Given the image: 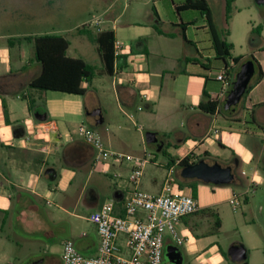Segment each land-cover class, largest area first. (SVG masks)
Listing matches in <instances>:
<instances>
[{
	"label": "crops",
	"instance_id": "obj_1",
	"mask_svg": "<svg viewBox=\"0 0 264 264\" xmlns=\"http://www.w3.org/2000/svg\"><path fill=\"white\" fill-rule=\"evenodd\" d=\"M185 1L146 0L144 23L139 21L140 15L136 10L126 19V7L121 14L116 15L112 27L102 29L113 30L115 40L123 42L124 47L113 76H107L104 74L103 63L94 42V51L101 61V67L90 83L83 84L87 93L82 96L87 97L93 93V109L91 113H87L91 121L89 118L85 121L80 111L73 109L71 101L61 103L57 107L60 110L58 113L43 102L49 94L67 95L72 98L81 96L28 89V84L40 72V67L33 58L27 56V46L32 44L22 42L18 46L9 47L7 43L6 48L1 49L0 186L4 183L9 186V202L4 201L0 205V212L3 213L2 224L9 218V226L25 224L32 232L38 229L47 240L54 239L57 234L64 235L62 246L65 241L71 240L81 254L88 257L98 255L97 227L89 221V216L109 201L115 202V214L124 216V202L134 189L129 181L134 164L126 160L95 162L93 148L76 135L80 123H85L95 130L102 129L106 147L126 156L144 157L150 154L148 150L152 153H162L168 147L171 157L176 159L175 165H171L170 159L158 165L154 156L151 162L154 167L167 168L166 179L169 175L174 176L179 160L190 154L196 157L208 154L209 159L206 161L210 162L228 153L230 163L235 160L238 168L242 164L245 166L242 172H246V169L251 171L250 176H243L241 172L237 184H241L242 177L250 181L255 170L260 175L258 166L260 162L264 166V145L261 150L258 147H250L244 158L239 157L236 146L239 139L246 141L248 145V139L264 137V77L243 98L242 111H236L232 118L224 117L220 108L224 107L232 89L231 85L239 71L238 65L233 60L225 63L218 59L206 17L192 9L180 12L177 10ZM207 1L219 36L226 37L233 45L232 56L253 55L264 72V4H257L261 8L259 18L248 21V51L234 53L237 50V39L230 25L243 13L236 6L241 0H235L233 3L234 13L230 23L226 22L227 0L221 1L223 9L219 12V18V14L217 16L215 13L214 1ZM253 1L248 0L249 4ZM123 17L126 20L122 24ZM117 23L122 25L116 26ZM257 27L262 28L261 32L254 34L253 31ZM121 28L129 32H121ZM70 54L71 45L68 55L73 57ZM225 68L229 74L228 87H224L217 79ZM109 80L117 105L109 104L104 107L102 98L108 91ZM94 81L97 84L91 92ZM204 94L209 100L219 103L214 114L200 110ZM30 100L35 104L33 110L29 108ZM5 103L9 122L6 120ZM139 107L143 109L139 110ZM36 108L46 109V122L55 124L58 135L45 134L38 130V125L44 121L36 117ZM98 112L103 117V124L97 126L94 114ZM130 114L134 115V120L130 119ZM132 128L142 130L144 147L141 148L140 145L136 148L137 143L131 134ZM69 135H72V138ZM155 135L164 137L161 152L152 150L148 141ZM42 145L48 146L47 153L40 150ZM177 151L183 152L181 157L174 155ZM7 162L9 177L3 173V169L6 171L8 168ZM49 169L55 170V180H50L47 176ZM109 177L114 180L108 181ZM166 179L162 181L155 171L148 176L144 173L140 186L160 194ZM232 193L234 195L236 192ZM197 201L199 211L207 208L202 205L200 198ZM52 204L55 209H48ZM80 208L85 212L83 215L78 213ZM190 216L177 223L179 234L185 240V244L179 248L183 252V264L189 257H194L196 264H212L216 256L223 258L221 263L228 264L222 255V248L216 245V241L202 243L213 235L207 233L198 236V228L202 224L199 221L191 222ZM68 219L84 220L95 227L93 226V231L79 229L76 223ZM43 223H47L49 228L43 229ZM172 242L173 238L167 236L165 246ZM118 244L123 254L128 255L125 236H120ZM62 254L57 257L47 256L40 262L62 264Z\"/></svg>",
	"mask_w": 264,
	"mask_h": 264
},
{
	"label": "rangeland",
	"instance_id": "obj_2",
	"mask_svg": "<svg viewBox=\"0 0 264 264\" xmlns=\"http://www.w3.org/2000/svg\"><path fill=\"white\" fill-rule=\"evenodd\" d=\"M213 1L215 13L218 16L220 10L223 9L222 0ZM146 3V0H0V51L3 47L6 48V44L10 39L21 40L30 36L63 35L71 42L70 55L84 58L87 62L93 64L96 70H99L101 61L94 51L96 31L112 27L116 15L121 14L126 7V19L132 16L136 10L139 13L138 15H140L139 21L144 23L147 10ZM236 6L243 13L237 17L234 23L232 22L230 29L234 32L237 39V50L234 53H241L249 49L248 21L257 20L261 8L257 5L256 0L250 4L248 0H241ZM111 15L114 16L111 17ZM126 19L122 18V24ZM122 24L117 23L116 26L120 27ZM121 32L127 33L129 31L121 28ZM26 52L28 53V58H33V45H28ZM96 84V81H94L90 89L91 92ZM107 87L108 91L102 98L104 107H108L109 104L117 105L116 97L112 93L111 80H109ZM92 94L90 93L87 97L76 98L68 97L67 95L49 94L44 98L43 102L51 110L53 109L54 111L56 109L55 112L58 113L60 110L57 107L61 103L71 101L73 109L79 110L81 117L86 121L89 118L87 113H91L94 105V96ZM242 106L243 100L238 107L237 113L242 111ZM35 110L37 117L40 119L46 117L47 111L45 108H36ZM88 120L91 121V118ZM97 131L103 139V130L98 129ZM131 134L137 143L136 148H139L140 145L141 148L144 147L142 130L137 131V129L132 128ZM103 141L105 140L103 139ZM245 142L239 139L236 146L240 158L245 157V153L250 147H258L261 150L264 145V137L255 140L248 139V145ZM168 149L166 147L162 153H152L148 150V153L156 158L155 162L158 165H162L171 157ZM182 153L177 151L174 155L178 158L182 156ZM227 155L228 153H224L216 160L221 165L227 166L231 162V158H227ZM196 158V156L193 157V159ZM258 168L262 178L261 182L251 185L247 178L242 177L246 183V188H241L237 185V180L241 177L242 170L245 169L243 164L237 168L236 182L231 185L216 186L194 180L198 198H200L202 205L207 208H213L222 220V227L219 232L212 234L213 236L210 239H204L202 243L208 244L210 241H216V245L226 252L233 244H244L250 253L248 259L250 264H264V166L262 162L259 163ZM153 171L156 172L162 181L168 176L167 168L154 167L152 163L146 167L145 176L152 174ZM3 173L9 177V163L7 170L3 169ZM246 174L250 176L251 171L246 169ZM181 177V170L179 169L175 172L173 178ZM111 179L113 178H107L108 181H111ZM140 190L155 194V192L149 191L145 187L140 186ZM234 191L243 195L242 198H248V204L244 200V204L237 211H234L229 203ZM8 195L9 186L4 183L0 186V205L4 201L9 202ZM47 208L55 209V205L52 204ZM78 213L83 215L85 212L80 208ZM189 219L191 222L195 221L197 223L199 221L202 224L198 228V236L214 233V220L212 218L203 214H195L191 215ZM68 220L76 223L79 229L93 231L94 225L89 222L80 219ZM2 222L3 213L0 212V264H36L47 256L57 257L63 253L62 241L65 237L64 235L57 234L54 239L47 240L38 229L32 232L27 225L22 223L19 226H14L13 224L9 226V218L5 223L2 224ZM43 224V229L49 228L47 223ZM176 230L184 245L185 240L179 234L177 225ZM173 248H180L175 240L165 246L164 256ZM185 264H196L194 257L187 258Z\"/></svg>",
	"mask_w": 264,
	"mask_h": 264
},
{
	"label": "built area",
	"instance_id": "obj_3",
	"mask_svg": "<svg viewBox=\"0 0 264 264\" xmlns=\"http://www.w3.org/2000/svg\"><path fill=\"white\" fill-rule=\"evenodd\" d=\"M123 47V42H115L114 55L117 60L122 55ZM217 79L223 83L224 87L229 86V77L224 70ZM138 109L142 110L143 107ZM129 117L131 120L135 118L133 114H130ZM38 130L45 134L58 135L53 122L40 123ZM76 135L93 148L97 163L109 160L132 162L134 166L129 181L134 189L124 202V216L115 214L114 201L106 202L100 210L89 216V221L97 227L98 255L85 256L77 250L73 241L67 240L63 245L62 264H164L166 237L170 236L179 246L183 245L176 225L184 217L193 215L200 210L197 199L180 191L175 185L172 175L166 179L160 194L155 195L141 191L140 183L144 171L153 160L151 154L134 157L113 152L106 147L98 131L85 123L78 125ZM69 137L72 138V135ZM40 150L47 153L48 146L42 145ZM256 174L258 172L255 170L252 176ZM242 175L247 176L244 171ZM252 176L250 184H258L252 180ZM242 196L235 193L229 200L234 211L240 209L244 204L245 198ZM122 235L126 237L128 255L123 254L118 244V239Z\"/></svg>",
	"mask_w": 264,
	"mask_h": 264
},
{
	"label": "trees",
	"instance_id": "obj_4",
	"mask_svg": "<svg viewBox=\"0 0 264 264\" xmlns=\"http://www.w3.org/2000/svg\"><path fill=\"white\" fill-rule=\"evenodd\" d=\"M235 0H227L226 6V22L230 23L232 15L234 13L233 3ZM196 10L199 11L204 17H206L209 28L212 35V41L214 49L217 53L218 59L227 63L229 60H233L235 64L238 65V70L243 64L248 61H252L255 64L256 74L253 78L249 90L246 93L245 97L249 94L252 87L260 83L264 77V72L258 60L250 55L248 57L238 56L233 57L231 54L233 45L229 43L225 38L219 36L218 30L213 23L212 10L207 0H186L184 4L177 7V10L180 12L182 10ZM261 27H257L253 33H260ZM159 33H162L159 31ZM185 38V36H184ZM22 42H27L32 44L34 47V57L33 61L40 67V72L36 78H34L29 84L28 89H35L43 92L53 91L66 93L71 95L85 96L87 89L83 87L85 82L90 83L93 78H95L97 70L94 65L88 63L86 60L78 57H71L68 55L70 48V41L63 35H39V36H30L21 40L10 39L8 41L9 47H15L21 44ZM94 42L97 45L98 54L102 60L104 67V74L107 76H113L114 68L117 63V59L114 55V45H115V34L113 30H102L98 31L95 35ZM188 43V41H187ZM224 71L228 74V69L225 68ZM234 83V82H233ZM233 83L231 88L233 87ZM244 97V98H245ZM219 106L217 101L209 100L206 97V94L203 95V100L200 105V110L207 114H214ZM29 108L33 110L35 104L32 100L29 101ZM6 120L9 122L8 117V108L6 103L4 104ZM221 114L226 118H232L234 115H227L223 107L220 108ZM253 117V114L251 113ZM264 130V127H262ZM194 155L190 154L187 157L179 160L177 169L181 170L182 168L198 163L201 160H208V154L203 155L202 157H197L193 159ZM171 165H175L176 159L170 157ZM237 174V173H236ZM194 180H188L184 178H176L174 183L177 188L191 195L193 198L198 199V191L194 185ZM241 188H246V183L241 178V184H237ZM246 204H248V198H245ZM203 214L214 220V230L213 235L218 233L222 227V220L219 217L218 213L213 208H205L201 211H198L195 214ZM222 255L228 264H233L228 258L227 252L222 250ZM235 264H249V261H244L241 263Z\"/></svg>",
	"mask_w": 264,
	"mask_h": 264
},
{
	"label": "water",
	"instance_id": "obj_5",
	"mask_svg": "<svg viewBox=\"0 0 264 264\" xmlns=\"http://www.w3.org/2000/svg\"><path fill=\"white\" fill-rule=\"evenodd\" d=\"M257 4H264V0H256ZM256 68L252 61H248L241 66L239 69L236 79L233 83V87L225 101L223 110L227 115H233L236 113L241 101L245 97L249 90V86L255 77ZM96 125L103 124V117L100 112L95 113ZM37 117V115H36ZM40 119V118H39ZM41 121H48L46 116ZM152 150L156 152H161L164 146V137L155 135L148 140ZM238 163H236V168H238ZM237 171L234 170L232 166L224 167L216 160L207 162L201 160L196 164L186 166L181 169V176L188 180H198L205 184H213L216 186H226L231 185L236 182ZM50 180H55L56 172L54 169H49L46 172ZM227 255L230 261L235 263H241L249 259V251L244 244H233L227 250ZM165 257V264H183L184 257L183 253L179 248H173ZM36 264H42L36 263Z\"/></svg>",
	"mask_w": 264,
	"mask_h": 264
},
{
	"label": "clouds",
	"instance_id": "obj_6",
	"mask_svg": "<svg viewBox=\"0 0 264 264\" xmlns=\"http://www.w3.org/2000/svg\"><path fill=\"white\" fill-rule=\"evenodd\" d=\"M141 79H143V78H141ZM261 179L262 178L258 174L252 176V180L255 181V182H257V183H260L261 182ZM222 259H223L222 257L216 256V257L213 258L212 264H221Z\"/></svg>",
	"mask_w": 264,
	"mask_h": 264
},
{
	"label": "flooded vegetation",
	"instance_id": "obj_7",
	"mask_svg": "<svg viewBox=\"0 0 264 264\" xmlns=\"http://www.w3.org/2000/svg\"><path fill=\"white\" fill-rule=\"evenodd\" d=\"M236 162H237V161L234 160V162L230 163V164L227 165V166H232V167L234 168V170L237 171V168H236ZM227 166H224V167H227ZM180 250H181V249H180ZM182 253H183V252H182ZM164 262H165V257H164ZM51 264H53V263H51Z\"/></svg>",
	"mask_w": 264,
	"mask_h": 264
},
{
	"label": "bare ground",
	"instance_id": "obj_8",
	"mask_svg": "<svg viewBox=\"0 0 264 264\" xmlns=\"http://www.w3.org/2000/svg\"><path fill=\"white\" fill-rule=\"evenodd\" d=\"M188 150V149H187Z\"/></svg>",
	"mask_w": 264,
	"mask_h": 264
}]
</instances>
